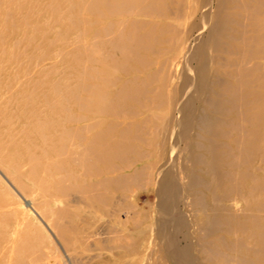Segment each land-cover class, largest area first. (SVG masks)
Segmentation results:
<instances>
[{
  "label": "bare ground",
  "instance_id": "obj_1",
  "mask_svg": "<svg viewBox=\"0 0 264 264\" xmlns=\"http://www.w3.org/2000/svg\"><path fill=\"white\" fill-rule=\"evenodd\" d=\"M106 1L105 5L102 3V12L96 10L102 18L111 19V22L105 21V26L101 25L98 34L108 35V38L88 35L86 52L83 49L90 63L88 67L94 62L105 68V72L98 74L101 69L96 73L97 66L96 69L92 67L88 69L86 83L82 82L86 95L75 100L74 105L83 110L84 115L70 117L71 121L82 126L62 129L66 134L61 132L59 137L62 146L52 149L49 155L43 150L38 159L26 146L18 152L12 136L6 134L7 130L6 136L0 132V164L7 170H14L13 177L9 175L19 189H23L21 191L31 200L41 198L40 210L50 215L54 209L51 205L57 201V190L64 191L63 181L75 174L76 168L88 179L81 183L83 192L88 193L102 194L108 186L123 183L127 178L139 179L144 166L135 163L140 161L141 152L136 151L135 159L123 164L124 154L132 149L125 143L127 128L151 126L157 130L155 137L159 136L163 144L159 158L162 159L169 144L172 150L170 160H174L182 149L195 166H201L199 170L203 173L191 179L195 189L187 192L179 183L181 176L174 168L175 163L170 169L164 165L157 170L158 213L154 232L160 238L166 256L173 264H199L191 255L192 250H196L202 264H231L233 261L264 264V214L259 215L264 213V0H201L203 8L200 7L199 12L196 8L198 0H179L174 7L177 11L175 17L170 16L173 15L172 0ZM214 1L222 2L223 6H214ZM166 30L170 33L165 37ZM158 33L161 42L166 44H162L161 51L158 48L157 54L152 56L151 43L160 44ZM211 42L218 57L212 78L208 74L205 56V48ZM180 50L185 52L180 79L178 75L174 84L172 76L178 68ZM141 54L147 56V60ZM116 70L119 73L110 75V71ZM159 72L162 80L153 89L151 80L157 79ZM96 76L98 81L94 79L93 82ZM109 85L114 88L106 90ZM49 102L44 103L47 114L58 115L61 100L53 104ZM44 118L47 117H43L45 121ZM50 119L37 121L38 126L44 128L40 134L42 140H46L47 130L54 131L63 121L60 117ZM85 119L88 122L84 124ZM120 124L123 128H119ZM90 130L92 134L85 136L83 132ZM64 141L72 143L67 146L63 145ZM175 144L183 147L178 149ZM65 149L76 155V168L74 171L65 169L66 177L54 176L49 168L59 169L62 162L58 164L49 159L61 155ZM168 154L165 162L169 161ZM254 161L257 166L253 165ZM25 165L30 170L26 175L30 186L21 181L24 174L20 172ZM120 168L133 171L119 174L117 170ZM76 179L74 177L75 182ZM187 194L191 196L193 220L180 214L173 217L177 202ZM3 209L5 207L0 202V263L18 264L20 256L27 258L31 255L33 246L26 245L28 241L25 240L30 233L14 219L15 211L9 213L14 215V221H9V214ZM179 233L187 236L185 245H178L176 236ZM250 241L252 248L248 245ZM33 260L38 262L35 258ZM32 263L36 264L35 261Z\"/></svg>",
  "mask_w": 264,
  "mask_h": 264
},
{
  "label": "rangeland",
  "instance_id": "obj_2",
  "mask_svg": "<svg viewBox=\"0 0 264 264\" xmlns=\"http://www.w3.org/2000/svg\"><path fill=\"white\" fill-rule=\"evenodd\" d=\"M105 1L0 0V132H2V135L7 130L6 134L9 137L12 136L14 139L13 146L15 145L18 152L22 151L24 146H26L30 150L29 152L35 154L34 156L37 159L42 156L43 150L44 154L47 153L49 155L52 149L62 146L59 137L62 136L61 132L63 130L71 126L81 125V123L71 121L70 117L84 115V111L77 108L74 103L83 99L86 95L83 83H86L88 69H92V67L93 69L98 68L96 73L101 69V73L98 74H102V71L105 72V68L94 62L91 67H88L90 63L86 60L87 56L85 53L89 36L94 34L93 36L108 38V35H98L100 34L101 25L105 26L106 22H111V19H104L97 13V10L102 12L107 2ZM172 1L173 15L170 14V16L175 17L177 11L174 10V7H177L179 0ZM198 1L196 8L199 12L203 8L201 6L203 2L201 0ZM90 3L93 5L92 7ZM213 5L223 6L222 2L218 1H214ZM198 12L196 11V19ZM97 16L101 17V19L97 20ZM158 26L161 27V24ZM169 33L170 31L166 30L163 35L166 37ZM158 40L160 44L151 43L154 50L152 56L157 54L156 52L159 51L162 44H166L161 42L159 33ZM188 42L189 40L184 43L185 49ZM184 50L179 52L178 68L172 76L174 84H176L177 76L182 69L181 60ZM16 55L18 57L15 58ZM205 56L208 64V74L212 78L213 68L218 66V57L215 55L212 42L210 46L205 48ZM144 57L146 58L147 56ZM262 67L264 68V65ZM117 73H119L117 70L110 71V75H116ZM160 74V72L157 74V79L151 80L150 84L153 89L157 88L158 82L160 83L162 80ZM137 75L140 74L137 72ZM94 79L98 81L97 76L92 79L93 82L95 81ZM112 88H114V85L106 86L105 89L109 90ZM49 100H53L51 101L52 104L61 100L60 106L58 105L60 111L57 114L65 121L61 122L60 119L64 128L59 123L60 125L58 124V128L54 131L52 129L50 132L49 130H47L48 132L45 131V133L47 132L46 140H42L40 134L44 132V128L42 129L38 126L37 121L43 120V117H47L46 119L44 118L46 122L50 118V120L59 118L56 117L58 115L55 113H53L55 115L52 114L54 118L47 114L48 111L45 110L44 103H48ZM59 107H62V109ZM64 107H67L66 110ZM119 108L121 109L120 106ZM115 109L116 107L113 108V110ZM112 117L115 118L116 116L112 115ZM125 117L128 118L129 116L126 114ZM85 121L86 119L83 122L84 124L88 122ZM120 125L119 128H123V124ZM142 126L143 128L138 127L139 129L127 128L128 140L125 143L130 145L132 149L124 154L125 162L123 161V164L131 162L132 159H135V153L141 152L140 161L138 160L135 165L144 166L143 174L137 180L127 178L123 183L114 184V187L110 185L105 191H102V194L98 192V194L83 192L81 186L83 181L86 182L85 180L88 179L76 168V155H71L70 151L67 152L65 149L61 155L49 159L50 161L55 160L54 162L58 164L62 162L59 169L49 168L50 172L53 171L51 173L54 176L66 177L65 169L66 171H74L76 168L75 174H70V177L63 181L62 189L64 191L58 192L57 190V201L51 205L55 210L53 209L54 211L52 210L50 215H46L40 210L39 201L41 198L31 200L24 191H21L23 189H19L14 178H11L13 177L12 174H15L14 170L11 168V171L9 168L7 170L6 167L0 164V202L5 207L3 210L8 214L15 211V217L14 215H11V217L9 214V221L16 219L22 224L20 226L23 229L26 228L30 233L27 239L25 238L29 242L26 241V245L33 246L31 247V255H26L27 258L25 255L20 256L17 261V263L20 262L18 264H30L34 261L36 264H173L171 259L166 256V251L160 238L154 232L156 226L154 225V220L155 216H157L156 213H158L156 208L155 176L160 166L163 167L165 165L167 169L168 167L170 169V167H173L172 163H175L176 167L174 165V168L178 169H176L177 172L180 171L178 173L179 177L181 176L178 178V180L180 179L179 183L189 192V190L195 189L191 179L195 175L202 176L203 173L199 170L201 166H195L189 159L188 154L183 153L182 149L179 153L180 155L178 154L174 159L175 161L170 160L172 150L169 148V144L167 145L169 150L166 148L162 159L159 158L161 156L159 154L163 150V144L161 145L159 136L155 137L157 136L155 135L157 130L151 128V126ZM51 128L54 127L51 126ZM92 132L90 130L83 133L87 136L92 134ZM131 134L134 136L132 137ZM51 135L52 137L50 138ZM63 135L66 134L63 133ZM71 143L64 141L63 145L68 146ZM32 144L36 147H33ZM175 147L179 149L183 145L175 144ZM167 154L169 161H166V163ZM123 164L120 165L122 166ZM253 165L257 166L258 163L254 161ZM29 171V166L25 165L22 168V172H20L24 174L21 181L26 183L27 186H30L28 178L26 179V175L30 174ZM117 171L119 174H128L133 169L120 168ZM256 171L260 174L259 170ZM74 177L78 178L76 182ZM12 179L15 183L12 182ZM91 180L94 181L95 178ZM190 198L191 196L187 194L185 198H182L185 201L181 199V201L177 202V210L173 212V217L180 214L193 220L194 215L192 214L193 208L190 205ZM260 213L259 215L261 216L264 214ZM245 214L247 215L248 211ZM196 231L197 236H199V230L196 229ZM185 237L187 236L181 233L176 236L178 245L187 243L188 239ZM248 245L252 248L253 243L250 241ZM195 251L192 250V257L196 262L202 264V259L199 260V257L197 258L198 253ZM34 258L38 262L33 260ZM210 261L215 262L213 258H210ZM3 263L6 264L5 262L0 264ZM231 264L238 263L233 261Z\"/></svg>",
  "mask_w": 264,
  "mask_h": 264
}]
</instances>
